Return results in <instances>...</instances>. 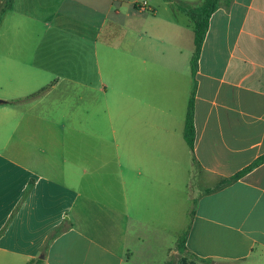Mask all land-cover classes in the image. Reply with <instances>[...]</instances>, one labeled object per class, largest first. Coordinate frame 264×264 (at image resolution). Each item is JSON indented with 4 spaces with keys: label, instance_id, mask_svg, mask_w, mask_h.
<instances>
[{
    "label": "crops",
    "instance_id": "1",
    "mask_svg": "<svg viewBox=\"0 0 264 264\" xmlns=\"http://www.w3.org/2000/svg\"><path fill=\"white\" fill-rule=\"evenodd\" d=\"M194 53L168 0H0V264H167L188 202V254L264 264V162L230 181L264 156V0Z\"/></svg>",
    "mask_w": 264,
    "mask_h": 264
},
{
    "label": "trees",
    "instance_id": "2",
    "mask_svg": "<svg viewBox=\"0 0 264 264\" xmlns=\"http://www.w3.org/2000/svg\"><path fill=\"white\" fill-rule=\"evenodd\" d=\"M168 1L174 7H176L177 9L188 15L195 22V53L191 61L192 74L193 76H195L198 69V61L202 52V47L209 30L210 20L212 15L219 8L220 0H204L199 5H192L181 0H168ZM194 98H195V93L194 95H192L189 102L185 131H184L185 140L192 151L194 150V143L196 136L195 125H194V114H195ZM263 162H264V156L260 157L249 167L245 168L244 170L236 174L230 181L241 178L242 176L249 173ZM185 243H186V237H181L178 240V249L181 252L186 251ZM167 264H171V263H167ZM178 264H193V263H188L187 257L184 256L180 259Z\"/></svg>",
    "mask_w": 264,
    "mask_h": 264
},
{
    "label": "rangeland",
    "instance_id": "3",
    "mask_svg": "<svg viewBox=\"0 0 264 264\" xmlns=\"http://www.w3.org/2000/svg\"><path fill=\"white\" fill-rule=\"evenodd\" d=\"M197 196V195H196ZM194 206V202H188V216L186 217V221H184L183 225H180V238L181 237H186L188 234V229H189V224H190V220H191V211L190 207ZM179 238V239H180ZM178 239V240H179ZM174 252H172L171 254H168L167 256V263H171V264H178L180 259L184 256L187 257L188 259V263H193V264H206L205 261L198 259L190 254H188L186 251H180L178 249V243H176L175 247H173ZM163 253V251H162Z\"/></svg>",
    "mask_w": 264,
    "mask_h": 264
},
{
    "label": "built area",
    "instance_id": "4",
    "mask_svg": "<svg viewBox=\"0 0 264 264\" xmlns=\"http://www.w3.org/2000/svg\"><path fill=\"white\" fill-rule=\"evenodd\" d=\"M139 8H140L141 10H149V9H150L147 1H143V2L140 4Z\"/></svg>",
    "mask_w": 264,
    "mask_h": 264
},
{
    "label": "water",
    "instance_id": "5",
    "mask_svg": "<svg viewBox=\"0 0 264 264\" xmlns=\"http://www.w3.org/2000/svg\"><path fill=\"white\" fill-rule=\"evenodd\" d=\"M5 101L0 100V103H4Z\"/></svg>",
    "mask_w": 264,
    "mask_h": 264
}]
</instances>
